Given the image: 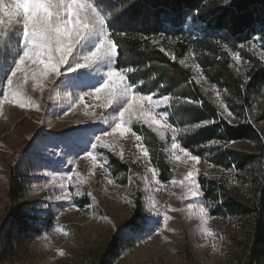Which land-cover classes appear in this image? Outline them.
<instances>
[{"label": "rangeland", "instance_id": "374dc122", "mask_svg": "<svg viewBox=\"0 0 264 264\" xmlns=\"http://www.w3.org/2000/svg\"><path fill=\"white\" fill-rule=\"evenodd\" d=\"M89 2L95 5L94 0ZM251 48L264 63V51L258 45ZM88 50L78 45L73 57L84 63ZM22 54L21 27L6 20L0 26V264H96L102 250L117 236L123 252L112 264H248V222L213 217L201 178L224 184L232 197L250 205L254 175L226 171L202 158L199 163L193 161L191 156L195 155L181 146L180 131L168 121L165 109L174 104L172 98L159 106L145 103V110L151 111L160 125L149 126L139 112H134L131 119L125 117L124 127L130 131L105 136L108 147L97 144L92 149L95 137L103 136L104 129L111 132L119 119L114 112L119 105L105 108L107 93L97 95L95 91L103 87L107 71L120 72L133 93L144 96L128 81L127 74L116 68L117 57L112 65L97 62L79 69L92 75L73 77V81L61 77L34 81V66L29 65L25 84L20 73L12 77L15 61ZM182 62L202 92L214 101L219 118L233 127L242 125L244 120L229 107L234 98L208 82L194 55L188 53ZM231 62L235 73L246 82L250 65L233 52ZM8 78L20 93L10 103L4 100L9 94ZM38 83H43V90ZM251 103L246 119L264 131V121H259L264 87ZM113 116H117L116 121ZM104 117L107 124L102 122ZM136 124L162 141V152L170 166L168 180L162 178L150 153L144 157L142 149L147 148L141 137L136 139ZM173 143L179 148L173 149ZM226 147L256 150L250 141L230 142ZM88 151L97 157L95 162ZM111 157L127 166L126 174L115 172ZM189 172L200 186L199 197L190 196L179 183ZM67 176L74 183L68 184ZM13 179L19 193L9 197ZM201 206L207 209L206 218L200 215Z\"/></svg>", "mask_w": 264, "mask_h": 264}, {"label": "trees", "instance_id": "16d2710c", "mask_svg": "<svg viewBox=\"0 0 264 264\" xmlns=\"http://www.w3.org/2000/svg\"><path fill=\"white\" fill-rule=\"evenodd\" d=\"M94 3L103 10L109 36L117 44L116 68L127 74L128 81L140 94L174 100L165 111L168 121L180 131L181 146L215 167L254 175L251 182L254 199L250 205L236 200L218 181L202 177L201 185L213 217L248 222L247 263L264 264V131L246 119L254 95L264 87V63L251 48L258 45L264 51V0H94ZM190 52L208 82L236 99L237 102L230 98L229 107L244 120L242 125L233 127L219 118L214 101L202 92L181 64ZM232 52L250 65L246 82L232 67ZM259 121H264V110ZM133 130L143 139L162 178L168 180L170 166L162 152V141L138 124ZM237 141L253 142L256 150L246 152L226 147ZM110 159L115 172L127 173L126 165ZM17 193L19 188L13 179L9 197ZM122 252L120 238L114 237L96 264H112Z\"/></svg>", "mask_w": 264, "mask_h": 264}, {"label": "snow or ice", "instance_id": "6c2138e0", "mask_svg": "<svg viewBox=\"0 0 264 264\" xmlns=\"http://www.w3.org/2000/svg\"><path fill=\"white\" fill-rule=\"evenodd\" d=\"M102 11L98 5H94L89 0H0V26H3L7 20L9 23L15 21L21 27L23 54L18 55L15 61L12 77L20 73L24 83L27 84L28 66L31 65L34 66L31 72V79L34 81L42 82L49 78L55 81L57 77L73 81V77L85 79L92 75L89 71H78L79 69H88L97 62L105 66L112 65L118 55V49L117 44L109 39L106 18L102 15ZM78 45L81 49H89L88 54L83 58L84 63L73 57V51ZM37 86L43 90V83H38ZM7 87L9 94L4 95V100L10 103L11 98L17 97L20 93L13 89L12 78L7 79ZM95 91L97 95L102 91L107 93L105 108L119 105L118 108H114L119 119L111 128V132L104 129L103 136L95 137L96 143L90 145L92 149H96L97 144L108 147L104 144L105 136L117 131L121 133L130 131L124 127L125 117L131 119L134 112H139L149 126L161 124L151 111L145 110V103L159 106L165 103L168 97L164 96L163 100H153L152 96H137L120 72L107 71V80L103 82V87L96 88ZM113 120L116 121L117 116H113ZM102 122L107 124V117L102 118ZM136 139L139 141L140 136L137 135ZM172 148H179V145L173 143ZM142 151L144 157H148V150L142 149ZM87 155L93 162L96 161L97 157L92 151H88ZM191 159L199 163L200 157L191 156ZM65 179L68 184L74 183L71 176ZM179 183L184 185L190 196L201 195L200 186L196 183L193 172H189ZM199 212L202 218L208 215L204 206L200 207ZM163 219L167 223L169 217L166 213ZM205 223H207L206 219Z\"/></svg>", "mask_w": 264, "mask_h": 264}]
</instances>
